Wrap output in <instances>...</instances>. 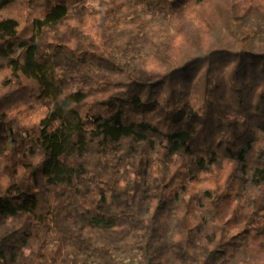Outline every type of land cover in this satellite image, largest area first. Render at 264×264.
Here are the masks:
<instances>
[{
  "label": "trees",
  "instance_id": "obj_1",
  "mask_svg": "<svg viewBox=\"0 0 264 264\" xmlns=\"http://www.w3.org/2000/svg\"><path fill=\"white\" fill-rule=\"evenodd\" d=\"M0 0V264H264V0Z\"/></svg>",
  "mask_w": 264,
  "mask_h": 264
},
{
  "label": "rangeland",
  "instance_id": "obj_2",
  "mask_svg": "<svg viewBox=\"0 0 264 264\" xmlns=\"http://www.w3.org/2000/svg\"><path fill=\"white\" fill-rule=\"evenodd\" d=\"M100 0H87L86 2V6L90 7V8H94L97 7L99 4Z\"/></svg>",
  "mask_w": 264,
  "mask_h": 264
}]
</instances>
